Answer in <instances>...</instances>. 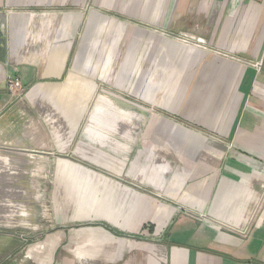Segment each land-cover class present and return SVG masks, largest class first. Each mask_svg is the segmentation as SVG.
Masks as SVG:
<instances>
[{"label": "crops", "instance_id": "1", "mask_svg": "<svg viewBox=\"0 0 264 264\" xmlns=\"http://www.w3.org/2000/svg\"><path fill=\"white\" fill-rule=\"evenodd\" d=\"M138 24L234 57L199 59L150 36L189 56L159 106L166 115L150 118L160 146L108 149L118 167L99 164L113 174L88 180L102 189L103 212L73 213L88 227L53 242L71 247L69 264H264V0H0V143L58 146L37 104L93 102L95 38L111 27L124 40L150 35ZM10 79L22 90L10 91Z\"/></svg>", "mask_w": 264, "mask_h": 264}, {"label": "rangeland", "instance_id": "2", "mask_svg": "<svg viewBox=\"0 0 264 264\" xmlns=\"http://www.w3.org/2000/svg\"><path fill=\"white\" fill-rule=\"evenodd\" d=\"M112 14V18L123 20L121 15ZM138 25L150 35L124 40L119 37L120 30L111 27L108 37L95 38L94 64L101 71L93 102L79 103L77 109L67 102L58 108L37 104L58 146L0 143V264H56L60 255L69 264L71 247L57 246L53 241L59 232L88 227L87 221H71L73 213L85 214L88 209L92 214L103 212L101 203L107 200L100 197L102 189L99 183L88 180L92 174H113L99 164L113 161L118 167L108 149L160 146L150 140V118L166 115L159 106L177 91L178 82H182L179 75L183 79L189 73L184 71L189 56L164 49L161 40H152L151 35L194 48L199 59L207 54L234 57L217 55L207 41L200 48L199 39ZM33 137L20 134L19 139L24 142L23 138Z\"/></svg>", "mask_w": 264, "mask_h": 264}, {"label": "built area", "instance_id": "3", "mask_svg": "<svg viewBox=\"0 0 264 264\" xmlns=\"http://www.w3.org/2000/svg\"><path fill=\"white\" fill-rule=\"evenodd\" d=\"M203 42L204 41L201 40V39L198 40L199 47L202 46L201 44H203ZM8 88L12 92H16V91L22 90V85H21L20 80H18V79H10V80H8Z\"/></svg>", "mask_w": 264, "mask_h": 264}, {"label": "water", "instance_id": "4", "mask_svg": "<svg viewBox=\"0 0 264 264\" xmlns=\"http://www.w3.org/2000/svg\"><path fill=\"white\" fill-rule=\"evenodd\" d=\"M6 50H5V36L2 31L0 30V61L5 62Z\"/></svg>", "mask_w": 264, "mask_h": 264}, {"label": "trees", "instance_id": "5", "mask_svg": "<svg viewBox=\"0 0 264 264\" xmlns=\"http://www.w3.org/2000/svg\"><path fill=\"white\" fill-rule=\"evenodd\" d=\"M114 233H117V232H114Z\"/></svg>", "mask_w": 264, "mask_h": 264}]
</instances>
